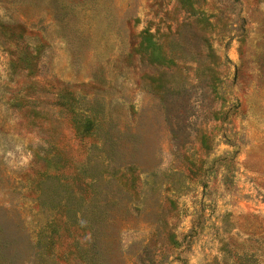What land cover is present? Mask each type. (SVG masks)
<instances>
[{"label": "rangeland", "instance_id": "rangeland-1", "mask_svg": "<svg viewBox=\"0 0 264 264\" xmlns=\"http://www.w3.org/2000/svg\"><path fill=\"white\" fill-rule=\"evenodd\" d=\"M83 259L264 264V0H0V264Z\"/></svg>", "mask_w": 264, "mask_h": 264}, {"label": "trees", "instance_id": "trees-1", "mask_svg": "<svg viewBox=\"0 0 264 264\" xmlns=\"http://www.w3.org/2000/svg\"><path fill=\"white\" fill-rule=\"evenodd\" d=\"M60 208H61V210H62V208H64V206L63 205H60ZM58 211H56L55 213H57ZM60 214H61V212H60ZM62 217H64L63 218V221L64 222H70L71 224H74V225H81V226H83V227H87V226H85V225H83V224H79V223H77L76 221H70V220H66V216H65V213H64V210H62ZM59 219H61V217L59 218ZM47 243V242H46ZM45 247H46V245H45ZM78 252H79V255L82 253L83 254V249H81L80 251H79V248H78ZM83 261V263L85 264L86 262H85V259H83L82 260ZM87 264V263H86ZM88 264H91V262H88Z\"/></svg>", "mask_w": 264, "mask_h": 264}]
</instances>
